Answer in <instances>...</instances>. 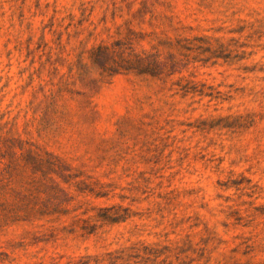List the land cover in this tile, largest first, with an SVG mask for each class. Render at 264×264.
Wrapping results in <instances>:
<instances>
[{"label":"rangeland","instance_id":"rangeland-1","mask_svg":"<svg viewBox=\"0 0 264 264\" xmlns=\"http://www.w3.org/2000/svg\"><path fill=\"white\" fill-rule=\"evenodd\" d=\"M0 264H264V0H0Z\"/></svg>","mask_w":264,"mask_h":264}]
</instances>
